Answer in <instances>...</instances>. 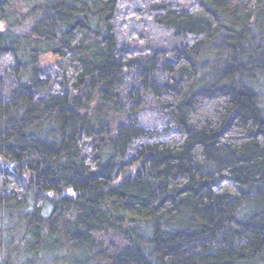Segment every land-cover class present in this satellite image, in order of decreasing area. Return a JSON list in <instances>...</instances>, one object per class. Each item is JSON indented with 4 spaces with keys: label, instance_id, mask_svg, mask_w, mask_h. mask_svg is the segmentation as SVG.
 I'll return each instance as SVG.
<instances>
[{
    "label": "trees",
    "instance_id": "obj_1",
    "mask_svg": "<svg viewBox=\"0 0 264 264\" xmlns=\"http://www.w3.org/2000/svg\"><path fill=\"white\" fill-rule=\"evenodd\" d=\"M0 264H264V0H0Z\"/></svg>",
    "mask_w": 264,
    "mask_h": 264
}]
</instances>
